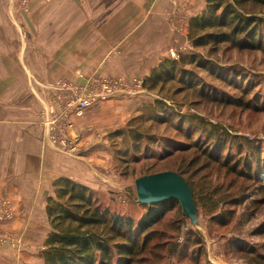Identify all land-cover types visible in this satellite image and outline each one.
I'll return each instance as SVG.
<instances>
[{"label": "rangeland", "instance_id": "rangeland-1", "mask_svg": "<svg viewBox=\"0 0 264 264\" xmlns=\"http://www.w3.org/2000/svg\"><path fill=\"white\" fill-rule=\"evenodd\" d=\"M12 1L24 18H30L32 6L36 0ZM44 1L49 4L63 3L65 5H68L69 2L70 7L75 5L73 13H71V9L57 7L54 11L51 10V14L47 18H68L69 16H73V18H93L94 16L96 18L95 16H97L95 15L93 0ZM150 9L151 11L148 12L149 7L122 8L129 18H137L142 11L147 15L149 13L150 15L154 14L153 8ZM109 10V6H103L101 18H105L109 14ZM42 13L43 11H39V15L34 18L42 17ZM168 16L165 18L167 27L165 40L169 43L163 50L164 55H157L161 59L159 64L165 59H179L180 55L200 54L205 58V61L210 59L214 64L206 70L200 69L199 73L207 83L218 88V92L233 98V104L225 101H200V98L192 95L174 97L173 91L168 90L164 93H159L157 90L151 91L143 87L146 77H135L133 81L128 82L122 76L92 75L86 77L85 82L81 84L69 80H59L58 82L65 81L73 85L78 84L81 87L87 86L85 84L90 81V85L85 89L93 93L103 88V81L110 82L111 86H120V93L106 100L103 98H97L96 101L92 99V106L82 116L71 117L72 128L69 135L67 132L64 133V137L68 142L71 140L74 146L73 149L66 148L63 150L51 145L47 139L45 140L43 123L45 120L47 121L45 114L50 98L45 102V97L43 98L45 88L36 85L40 87L37 90L42 96V98L37 96L39 104L37 126L43 147L45 146L56 153L75 160L81 158V161H84L85 159L90 160L91 157L88 156V153H84L83 144L88 143L91 138L98 139L99 143L102 144L100 157L108 160V163H105L104 166L98 164L93 168L90 167L88 173L90 179H87L91 182L89 184L77 181L78 179L72 180L94 190L99 200L105 205H109L116 212L129 215L136 220H139L147 210L146 205L138 202L135 188L136 179L165 171L176 172L180 165L187 166V163L196 153L195 151L188 154L176 153L170 158L162 159L163 152L157 144H152L151 149L146 150V142L143 141L140 145L141 153L137 160L135 155L130 153L127 158L128 162L122 161L118 159L117 150L127 146L132 147V142H129L128 145L123 143L126 136L121 134L122 131L134 128L139 132L185 141V137L183 133L179 132V128H182L183 131L195 132L198 127L201 128L197 118H203L207 122L219 124L233 136L253 140L255 144L261 146L264 153V107L256 110L248 109L246 106H241L240 103V100L246 102L253 99L254 103H259V106L264 105V51H239L226 45L220 46L219 50L213 54L209 53L206 48L196 50L188 38L191 18ZM152 57L153 55H151ZM150 62L152 61L150 60ZM51 91L52 98H54L56 83ZM58 92H60L59 89ZM212 95L217 97L215 93ZM158 100L175 108V111L180 115L188 116V120L194 118L193 123L183 118V120L171 119L172 125H166V123L159 124L149 119L147 108L154 106ZM219 100L224 99L221 96ZM109 101L112 102L106 103ZM104 103L106 104L102 105ZM76 119L81 120V126L75 122ZM200 133V131L196 133L195 140L200 138ZM84 134H86L85 139ZM195 168L190 172L192 173ZM195 174L197 176L194 184L199 189L205 188L202 184L205 186L210 184V187L222 186L224 192L237 191L239 193L245 191L249 194V199L240 206L228 205L225 208V210H233L235 213L227 226L210 220V215L203 207L199 208V223L196 226L183 215L180 202H172L170 211L154 228L158 233L150 236V250H148L150 263L264 264V230L261 233L256 232L260 226L264 225V182L254 186L251 181L238 180L225 169L221 170L216 167H210L202 174ZM260 177L264 181V171ZM255 189L257 190L254 191ZM50 196H54V189ZM47 199L44 200V211L41 210L39 214L19 215L20 218L18 219V214L13 206L11 209L13 214L10 216L0 212V251H10L11 249L17 251V254L15 252L17 260L14 262L15 264H32L33 260L39 261V264L42 263L40 255L45 250V241L51 231L46 212ZM224 216L227 217L229 214L226 213ZM16 219L20 220L18 227L14 226ZM28 234L30 235L28 236ZM28 238L30 242H33L35 259L27 262V260L22 259V253L26 249L25 242L28 241ZM176 248L177 251L174 252ZM4 254L0 253V256ZM204 260L207 262L205 263ZM35 263L37 264V262Z\"/></svg>", "mask_w": 264, "mask_h": 264}, {"label": "crops", "instance_id": "crops-1", "mask_svg": "<svg viewBox=\"0 0 264 264\" xmlns=\"http://www.w3.org/2000/svg\"><path fill=\"white\" fill-rule=\"evenodd\" d=\"M206 4L207 0H93L96 18H47L57 7L73 13L75 5L36 0L30 18H24L12 0H0V209L10 201L18 219L39 214L57 179L89 184L90 167L108 163L100 157L102 144L96 138L83 144L90 160H75L43 147L37 126V96H42L37 88H45L46 102L59 80L81 84L92 75L122 76L128 82L145 78L169 43L166 16L192 18ZM103 6L110 8L105 18H101ZM135 6L149 7L148 12L153 8L154 14L142 11L137 18H129L122 10ZM39 11L42 17L34 18ZM75 122L81 126L80 119ZM19 224L16 219L14 226ZM25 248L22 259L32 261L35 254L29 238ZM15 252L0 251L5 253L0 264H15Z\"/></svg>", "mask_w": 264, "mask_h": 264}, {"label": "trees", "instance_id": "trees-1", "mask_svg": "<svg viewBox=\"0 0 264 264\" xmlns=\"http://www.w3.org/2000/svg\"><path fill=\"white\" fill-rule=\"evenodd\" d=\"M188 38L194 49L206 48L212 54L222 45L239 51H264V0H207L205 10L190 19ZM213 64L200 54L180 55L176 60L165 59L144 79L143 87L159 93L173 91L174 97L192 95L200 101L233 104V98L218 92L219 89L207 83L199 73L200 69L206 70ZM221 96L224 100H219ZM240 103L254 110L264 107L254 103L253 99L240 100ZM147 110L148 118L159 124L172 125L171 119L188 120V116L180 115L175 108L160 100ZM189 120L193 123L194 118ZM197 121L201 128L195 132L179 128L185 141L139 132L134 128L122 131L121 134L126 136L123 143L128 145L132 142V147L118 149V159L128 162L127 158L132 153L137 160L143 141L146 142V150L157 144L163 152L162 159L176 153L195 151L187 166L180 165L176 172L193 189L198 209L205 208L210 220L227 226L235 213L225 208L242 205L249 199V194L245 191L224 192L222 186L210 187V184H202L205 188L199 189L194 184L195 173L202 174L206 169L216 167L225 169L238 180H248L257 186L264 182L260 177L264 171V153L253 140L233 136L219 124L203 118H197ZM199 131L200 138L195 140ZM53 189L54 196L48 197L46 205L51 231L40 255L41 264H152L148 254L150 236L158 233L154 228L170 211L172 202H179L169 200L146 205V212L136 220L116 212L102 203L94 190L70 178L57 179ZM226 213L229 216L225 217ZM263 230L264 225L256 232Z\"/></svg>", "mask_w": 264, "mask_h": 264}, {"label": "built area", "instance_id": "built-area-1", "mask_svg": "<svg viewBox=\"0 0 264 264\" xmlns=\"http://www.w3.org/2000/svg\"><path fill=\"white\" fill-rule=\"evenodd\" d=\"M89 82L85 85L89 86ZM103 83V88L96 90L94 93L85 89L87 86L81 87L78 84L73 85L65 81L56 83V94L49 101L45 114L47 121L45 120L43 123L47 142L63 150L66 148L73 149V142L71 140L68 142L64 137V133L67 132L69 135V131L72 128L71 117L82 116L92 106V99L95 101L97 98L106 100L120 93V86H111L108 81H103ZM58 89L60 92L57 93ZM11 209L8 201H5L1 208L3 215L6 214L7 216L13 214Z\"/></svg>", "mask_w": 264, "mask_h": 264}, {"label": "water", "instance_id": "water-1", "mask_svg": "<svg viewBox=\"0 0 264 264\" xmlns=\"http://www.w3.org/2000/svg\"><path fill=\"white\" fill-rule=\"evenodd\" d=\"M135 188L140 204L152 205L169 200L179 201L183 215L196 225L199 223V209L194 192L183 176L174 171L146 175L136 179Z\"/></svg>", "mask_w": 264, "mask_h": 264}]
</instances>
